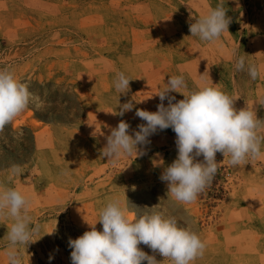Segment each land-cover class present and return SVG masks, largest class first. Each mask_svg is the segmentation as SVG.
I'll list each match as a JSON object with an SVG mask.
<instances>
[{
    "label": "rangeland",
    "instance_id": "374dc122",
    "mask_svg": "<svg viewBox=\"0 0 264 264\" xmlns=\"http://www.w3.org/2000/svg\"><path fill=\"white\" fill-rule=\"evenodd\" d=\"M221 3L231 18L228 31L214 42L191 36L189 24ZM238 56L258 67L257 79L247 67L236 69ZM5 69L34 96L0 131V191L14 188L26 196L32 224L39 225L37 241L19 246L22 264H72L69 238L90 230L116 198L130 219L158 213L196 232L206 247L192 264H264V142L258 158L238 166L217 153L214 178L187 204L167 194L160 179L177 158L171 128L138 145L141 155H102L121 120L134 135L146 123L136 109L157 111L155 94L171 76H184L185 95L217 87L237 110L264 121V0H0ZM118 72L131 79L127 93L114 86ZM182 93L170 95L178 101ZM128 102L134 108L116 115ZM14 165L19 174L12 173ZM11 224L0 218V264H8ZM95 227L102 231L99 222Z\"/></svg>",
    "mask_w": 264,
    "mask_h": 264
},
{
    "label": "clouds",
    "instance_id": "9594fccd",
    "mask_svg": "<svg viewBox=\"0 0 264 264\" xmlns=\"http://www.w3.org/2000/svg\"><path fill=\"white\" fill-rule=\"evenodd\" d=\"M230 23L231 18L221 3L191 22L189 31L201 41L214 42L228 31ZM235 67L238 71L247 67L253 80L259 75L255 64L246 65V56H238ZM130 81L123 72H118L114 86L124 94L130 89ZM186 87L183 75L168 77L165 87L155 94L160 100L157 111L136 109L135 115L146 123L138 125L139 130L130 135L129 123L121 120L106 137L102 151L107 159L130 155L133 151L141 155L138 145L149 143L148 138L157 131L171 128L176 134L177 158L164 169L160 179L167 182V194L185 204L194 202L214 178L219 163L217 153L228 156L229 163L238 166L249 158H258L264 142V136L259 135L264 121L256 113L246 108L237 110L235 100L217 87L204 86L185 95L180 90ZM173 92L182 93L184 99L177 101L170 95ZM33 100L28 84L18 81L9 70H0V131ZM133 108L132 102L124 103L116 115L123 116ZM201 156L202 161L198 159ZM11 171L19 174L21 169L14 165ZM28 205V198L18 190L0 191V218L12 220L7 232L8 264H22L19 246L27 248L37 241L33 237L38 233L39 225L32 224ZM126 212L120 200L113 199L99 211L97 221L89 224L90 230L76 239L69 238L72 264H142L144 261L160 264L155 255H149L139 247L141 244L172 264H192L203 255L206 245L199 235L181 227L175 218L146 213L130 219ZM98 222L102 224V231L95 227Z\"/></svg>",
    "mask_w": 264,
    "mask_h": 264
},
{
    "label": "bare ground",
    "instance_id": "6f19581e",
    "mask_svg": "<svg viewBox=\"0 0 264 264\" xmlns=\"http://www.w3.org/2000/svg\"><path fill=\"white\" fill-rule=\"evenodd\" d=\"M18 59V58H17ZM23 122V121H22ZM26 122H28V121H26ZM23 123H25V121L23 122ZM21 124V123H20Z\"/></svg>",
    "mask_w": 264,
    "mask_h": 264
}]
</instances>
